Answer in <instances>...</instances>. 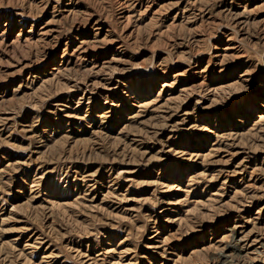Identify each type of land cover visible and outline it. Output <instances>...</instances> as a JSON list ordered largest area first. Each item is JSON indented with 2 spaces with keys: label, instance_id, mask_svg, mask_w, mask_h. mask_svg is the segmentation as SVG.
<instances>
[{
  "label": "rangeland",
  "instance_id": "rangeland-1",
  "mask_svg": "<svg viewBox=\"0 0 264 264\" xmlns=\"http://www.w3.org/2000/svg\"><path fill=\"white\" fill-rule=\"evenodd\" d=\"M223 251L264 264V0H0V264Z\"/></svg>",
  "mask_w": 264,
  "mask_h": 264
},
{
  "label": "bare ground",
  "instance_id": "bare-ground-1",
  "mask_svg": "<svg viewBox=\"0 0 264 264\" xmlns=\"http://www.w3.org/2000/svg\"><path fill=\"white\" fill-rule=\"evenodd\" d=\"M235 247V246H234ZM232 255H233V253H232ZM221 257H223V263H225V264H237L236 262H235V260H233V256L231 257V254L230 253H228V252H226V251H223V252H221V254H220V258ZM219 258V259H220Z\"/></svg>",
  "mask_w": 264,
  "mask_h": 264
}]
</instances>
